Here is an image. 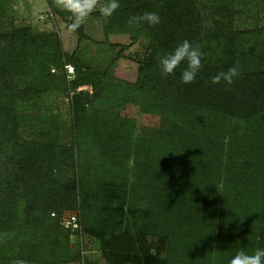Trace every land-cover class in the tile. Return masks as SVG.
I'll return each instance as SVG.
<instances>
[{
  "label": "trees",
  "instance_id": "16d2710c",
  "mask_svg": "<svg viewBox=\"0 0 264 264\" xmlns=\"http://www.w3.org/2000/svg\"><path fill=\"white\" fill-rule=\"evenodd\" d=\"M44 1L70 32V14ZM119 2L107 21L89 17L103 40L84 24L69 54L54 30L4 28L0 0V264H229L264 248V0ZM144 11L162 23L130 28ZM111 37L128 40L116 56ZM185 39L204 53L191 84L186 63L165 78L156 59ZM143 40L135 81L114 77ZM233 66L234 85L210 83ZM128 109L156 116L155 134H137Z\"/></svg>",
  "mask_w": 264,
  "mask_h": 264
},
{
  "label": "rangeland",
  "instance_id": "374dc122",
  "mask_svg": "<svg viewBox=\"0 0 264 264\" xmlns=\"http://www.w3.org/2000/svg\"><path fill=\"white\" fill-rule=\"evenodd\" d=\"M5 3L8 7V15L2 18L1 24L7 30H9L10 27L19 28L25 26H30L33 28L36 27L40 30H54L60 37L65 52L70 54L77 47V37L74 34L66 31L64 24L57 17H51L48 15L49 10L44 0H5ZM40 15L48 16L44 20H39L38 17ZM85 25V32L91 39H93L94 41L103 40L101 26L98 19L88 18ZM111 42L115 46L109 49L108 55L111 54L114 56L119 53L120 45L128 44V40L124 37H111ZM146 43L147 42L143 40L140 41L139 44L130 47L125 52V55H127V57L124 59H119L118 62L113 66L112 75L126 82H134L137 73L136 63L137 60L140 59L139 57L145 49ZM79 47L81 50L85 51L84 56H86L87 60L102 62L103 65H105L106 57L105 55L104 57L101 55L103 53L100 51L97 45L91 42H82ZM72 78L73 75L72 77H70V79L72 80ZM83 90L89 92L90 88L83 87ZM69 99L62 98L61 102L63 103L53 104L54 106L61 109V115L65 118L68 114L67 105L69 104ZM125 114L135 120V132L139 135L152 136L155 134L157 128L159 127L160 123L156 116L148 115L139 117L138 111H133V109H128ZM196 194L192 195L195 196ZM186 202L188 204H201L203 200L201 198H192V200H187Z\"/></svg>",
  "mask_w": 264,
  "mask_h": 264
},
{
  "label": "clouds",
  "instance_id": "9594fccd",
  "mask_svg": "<svg viewBox=\"0 0 264 264\" xmlns=\"http://www.w3.org/2000/svg\"><path fill=\"white\" fill-rule=\"evenodd\" d=\"M54 5L72 17V22L67 26L70 32L77 31L94 12L98 11L107 21L120 8L119 0H54ZM127 23L130 28L142 25L155 27L162 23V19L156 11H144L131 16ZM203 56L204 53L199 45H194L185 39L170 52H157L156 59L159 62L161 75L165 78L174 76L181 64L186 63V67L181 72V82L191 84L195 82L197 75L204 67ZM240 76L239 66H233L217 72L211 77L210 83L212 85L223 83L226 87H230ZM12 264H28V262L16 259L12 261ZM229 264H264V248H257L252 253L241 249L230 259Z\"/></svg>",
  "mask_w": 264,
  "mask_h": 264
},
{
  "label": "built area",
  "instance_id": "2783aa9c",
  "mask_svg": "<svg viewBox=\"0 0 264 264\" xmlns=\"http://www.w3.org/2000/svg\"><path fill=\"white\" fill-rule=\"evenodd\" d=\"M44 18H46V16L44 17V16L41 15V16L38 17L39 20H44ZM67 72H68L69 74H71V73H72V68H68V69H67ZM66 226H72V227H75V217L71 216V217L69 218V220L66 222Z\"/></svg>",
  "mask_w": 264,
  "mask_h": 264
}]
</instances>
